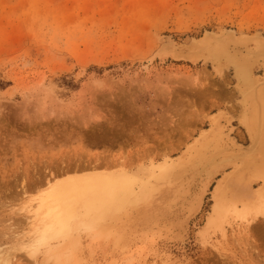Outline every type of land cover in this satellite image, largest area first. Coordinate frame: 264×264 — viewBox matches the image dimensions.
Returning <instances> with one entry per match:
<instances>
[{"label": "rangeland", "instance_id": "obj_1", "mask_svg": "<svg viewBox=\"0 0 264 264\" xmlns=\"http://www.w3.org/2000/svg\"><path fill=\"white\" fill-rule=\"evenodd\" d=\"M224 31L264 36V0H0V264H260L261 219L239 203L225 214L223 199L215 212L214 187L232 169L208 186L187 173L210 119L153 127L165 92L202 77L219 99L218 138L232 130L248 145L231 78L179 57ZM85 173L101 178L54 234L33 209Z\"/></svg>", "mask_w": 264, "mask_h": 264}, {"label": "bare ground", "instance_id": "obj_2", "mask_svg": "<svg viewBox=\"0 0 264 264\" xmlns=\"http://www.w3.org/2000/svg\"><path fill=\"white\" fill-rule=\"evenodd\" d=\"M193 54L203 57L204 65L206 62L210 63L213 73L220 79L226 81L231 78L233 106H237V115L232 119L237 121L243 139L248 141V145L243 146L229 136L231 129L224 135L227 140L223 143V137L218 138L223 135L222 129L218 127L221 116H212L210 128L206 129L196 141L198 146L190 157L191 164L187 173L191 174L193 183H198L205 177V185L208 186L217 174L226 168H231L232 171L222 176L214 187L215 212L223 199L222 202L225 204L221 205L229 204L226 206L229 208H226L225 214L233 211L239 203L244 206L251 219L260 218L261 223L264 224V200H262L264 198V36L258 33L252 36H236L229 31L221 32L219 35L208 33L203 38L190 41L183 46L179 57H190ZM189 59L187 58V61ZM197 61L198 59L190 62ZM258 70H262L261 75L257 74ZM227 123H230L229 120ZM207 143L210 147L208 146L206 150ZM98 178L101 177L85 173L81 177L66 178L49 186L41 194L43 196L36 206V211L33 209L35 215L49 217L52 227L48 224L45 227H54V234L67 233L75 203L88 187L98 183ZM254 186L257 188L254 189ZM227 189H236L234 200H226ZM50 228L49 230H52Z\"/></svg>", "mask_w": 264, "mask_h": 264}, {"label": "snow or ice", "instance_id": "obj_3", "mask_svg": "<svg viewBox=\"0 0 264 264\" xmlns=\"http://www.w3.org/2000/svg\"><path fill=\"white\" fill-rule=\"evenodd\" d=\"M145 82V88H149ZM151 95V92L148 93ZM157 95H159L157 93ZM218 97L215 94L213 82L201 78L172 85L162 100L163 108L157 104L153 115V127L156 132L163 133L165 129L183 125L186 121L199 118L210 119L209 109L215 112V104ZM132 110L138 111L143 105L142 100L135 99L130 102ZM155 113H160L159 116ZM264 200V198H262ZM260 264H264V259Z\"/></svg>", "mask_w": 264, "mask_h": 264}, {"label": "water", "instance_id": "obj_4", "mask_svg": "<svg viewBox=\"0 0 264 264\" xmlns=\"http://www.w3.org/2000/svg\"><path fill=\"white\" fill-rule=\"evenodd\" d=\"M224 32H227V31H224ZM233 32V31H232ZM220 34V33H219ZM219 34H215V35H219ZM234 35H235V33H234ZM255 35V34H254ZM237 36V35H236Z\"/></svg>", "mask_w": 264, "mask_h": 264}]
</instances>
